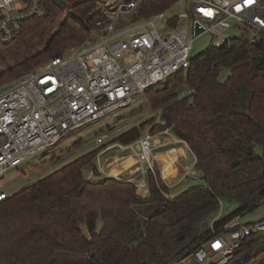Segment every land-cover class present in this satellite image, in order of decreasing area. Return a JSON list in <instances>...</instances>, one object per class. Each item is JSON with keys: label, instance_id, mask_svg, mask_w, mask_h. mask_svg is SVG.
Wrapping results in <instances>:
<instances>
[{"label": "trees", "instance_id": "16d2710c", "mask_svg": "<svg viewBox=\"0 0 264 264\" xmlns=\"http://www.w3.org/2000/svg\"><path fill=\"white\" fill-rule=\"evenodd\" d=\"M40 1L46 14L23 21L18 34L0 45V79L60 55L104 17L100 0ZM175 1L141 0L133 15L148 16ZM64 8L79 15L64 19ZM48 32L53 36L44 41ZM259 40L232 37L222 46L202 49L192 54L186 69L142 91L150 108H161L166 125L155 122L158 131L170 128L187 142L202 185L168 196L154 163L152 171L146 170L149 192L143 196L132 182L99 173L93 165L99 151L112 141L126 144L142 135L140 125L129 126L0 201V264H177L188 257L189 264H200L192 251L207 239L218 199L237 203L231 213L236 214L251 211L264 195V36ZM223 67L229 74L222 80ZM181 73L184 77L172 83ZM184 83L192 91L182 95ZM257 145L262 155L255 152ZM244 157L250 166L259 164L248 178L235 169ZM85 166L94 177L82 173ZM138 205L152 211L132 245L140 229L134 217ZM161 215L177 216L164 222ZM263 238L246 239L236 251L234 259L244 252L237 264H264Z\"/></svg>", "mask_w": 264, "mask_h": 264}, {"label": "built area", "instance_id": "2783aa9c", "mask_svg": "<svg viewBox=\"0 0 264 264\" xmlns=\"http://www.w3.org/2000/svg\"><path fill=\"white\" fill-rule=\"evenodd\" d=\"M139 1L102 0L104 17L95 22L91 37L0 90V176L55 144L71 128L103 116L113 118L115 112L131 105L137 94L186 69L194 40L200 34H209V43L203 49L222 46L232 37L258 43L264 36V0H176L158 12L135 17L133 10ZM174 8L178 11L170 14ZM45 11L40 0H0V45L18 34L23 21L42 16ZM168 14L166 22L171 27L162 35L155 23ZM232 27L244 34L229 36L227 31ZM125 55L134 60L121 62L119 58ZM191 91L185 88L182 95ZM155 112V122L166 125L160 117L161 108ZM126 128L127 124L116 127L96 136L95 141L104 143ZM168 130L145 132L126 144L112 141L96 154L95 168L103 173L100 156L107 149L130 150L136 157L135 175L123 179L145 196L140 184L155 163L154 137L164 133L172 140H182ZM107 175L118 178L116 174ZM8 195L0 190V201ZM218 203L220 211V198ZM258 203L260 217L252 221L242 220L243 213L238 212L225 216L218 226L220 212L213 217L207 239L192 251L195 260L200 264H226L246 239L264 235V195Z\"/></svg>", "mask_w": 264, "mask_h": 264}, {"label": "rangeland", "instance_id": "374dc122", "mask_svg": "<svg viewBox=\"0 0 264 264\" xmlns=\"http://www.w3.org/2000/svg\"><path fill=\"white\" fill-rule=\"evenodd\" d=\"M69 0H66L68 2ZM102 3V0H100V4ZM102 5V4H101ZM178 11L177 8H174L173 11L170 14H174ZM64 12V19H66L68 16H77L79 15L78 12H75L72 9L64 8L62 10ZM170 16L169 14L166 16V18L159 20L155 23L157 26L159 32L162 35L166 34L167 30H170V27L166 19ZM78 19V18H76ZM79 25H90L89 22L84 20H78ZM91 26V25H90ZM92 28V26L90 27ZM92 30V29H91ZM91 30L89 29L88 33L85 35V37L80 40L79 42L72 43L69 45H66L62 51L61 54H65L69 51L70 48L79 45L82 41H84L86 38L91 37ZM228 35H240L244 34L241 31H238L236 28L232 27L230 30L227 31ZM53 33H49L45 36L44 41L48 37H52ZM209 34L208 33H202L200 34L194 41V47L192 54L199 53L200 50L206 47V45L209 43ZM43 41V42H44ZM50 58H41L37 65H41L45 63V61L49 60ZM121 62H128L133 61L134 58L131 55H125L121 58H119ZM36 65V67H37ZM30 71V70H28ZM26 71V72H28ZM26 72H23L21 74H24ZM220 79H224L229 74V69L226 67H223L220 69ZM178 77L177 79L171 81L172 83H175L178 79L181 77H184V74ZM21 75L17 76H11L7 77L5 79H0V90L5 89L7 85L12 83L15 78L19 77ZM162 85V84H161ZM186 88L185 83L181 85V90L184 92ZM148 94H146L147 96ZM156 109L150 108L149 101L144 97V93L140 92L136 95L135 101L123 109L119 110V112H115L112 117L109 116H103L101 119L92 120L87 122L86 124L71 128L63 137L59 138L55 144L51 145L44 151H41L38 155H36L34 158H31L30 160L23 162V164L19 165L18 167H11L8 168L1 176H0V190H4L5 192L12 194L16 189H19L21 187H24V185H27L36 179L40 178V176L47 174L51 172L52 170L56 169L57 167L61 166L64 163H67L69 161H72L75 157H78L82 154H84L88 149H92L95 146H98L99 144L97 141H95L96 136L104 134L106 131L114 130L116 127L119 128L120 126H124L127 124V127L134 126V125H140L141 126V132L142 134L145 132H156V130H159V127L156 126L155 119L154 121H151L152 115L156 114ZM124 124V125H123ZM110 128V130H109ZM225 130V129H224ZM170 135V134H169ZM168 134H164V137L160 136L162 139H172L171 136ZM108 140V139H107ZM108 142V141H107ZM127 150V149H126ZM254 150L256 153L261 154L262 148L260 146H255ZM111 148L104 151V153L100 156L103 173H101L103 176L106 174H112L116 173L119 169H121L124 164L118 165L116 167H112V157H108L109 153H111ZM157 149H152L153 152H156ZM108 157V158H107ZM107 158V159H106ZM93 165H96V158L93 161ZM239 167H236L235 169H238L243 173V177H251V175H254L259 170V164L250 166L246 162V157L242 158L240 160ZM112 168L111 172L110 169ZM234 169V170H235ZM91 168L89 166H85L82 168V173L88 178L94 177V174L90 173ZM90 173V174H89ZM113 175V174H112ZM98 178V177H95ZM188 180H190L192 183H195L193 185H202L203 179H201V172L198 173L196 176L190 175L188 176ZM183 184L180 185V187ZM167 193V192H166ZM168 195V193H167ZM223 206L222 209L219 211V208L215 211L214 217L219 215L223 217L227 214H231L236 210L238 207L237 203H231L228 200L222 198L221 199ZM141 205H138L134 211V217L138 224H140L139 232L133 236V238L130 240V244L134 245L139 240V238L143 234V221L144 219L151 214L152 210H146V208L142 209ZM261 212V206L257 205L254 208H252L251 211L245 212L241 215V219L244 221H252L256 219ZM177 215H161V221L164 222H171ZM97 227H101V220L100 218H97L96 220ZM84 229V228H83ZM262 243H264V238ZM244 252L242 251L239 253L235 259H232L229 264H237V262L242 260ZM192 262V259L188 257V259H183L177 264H189ZM226 263V264H228ZM61 264V262H60Z\"/></svg>", "mask_w": 264, "mask_h": 264}, {"label": "crops", "instance_id": "0c3cea01", "mask_svg": "<svg viewBox=\"0 0 264 264\" xmlns=\"http://www.w3.org/2000/svg\"><path fill=\"white\" fill-rule=\"evenodd\" d=\"M168 131L176 137L170 128ZM160 136L166 138L164 133H158L154 137L155 145L153 149H157V151L153 152L152 155L155 158L161 180L167 188L168 196L177 195L185 191L187 187L195 184L188 180V176H196L200 171L195 168V155L191 152L186 141L162 139ZM111 150L113 151L109 153L108 157H112V167L124 164L121 169L112 174H116L120 180L121 178L135 175L133 167L136 162V157H134L131 151L117 147H111ZM141 184H143L141 187L142 193L148 194L149 189L145 178L143 182L141 181ZM181 184L183 185L180 187Z\"/></svg>", "mask_w": 264, "mask_h": 264}, {"label": "water", "instance_id": "95a60500", "mask_svg": "<svg viewBox=\"0 0 264 264\" xmlns=\"http://www.w3.org/2000/svg\"><path fill=\"white\" fill-rule=\"evenodd\" d=\"M198 30H200V29H197L196 31H198ZM95 181H97L98 180V178H95L94 179ZM183 237L182 236H180V239H182Z\"/></svg>", "mask_w": 264, "mask_h": 264}, {"label": "bare ground", "instance_id": "6f19581e", "mask_svg": "<svg viewBox=\"0 0 264 264\" xmlns=\"http://www.w3.org/2000/svg\"><path fill=\"white\" fill-rule=\"evenodd\" d=\"M112 168L110 169V172H111ZM143 184L140 185V188L142 187Z\"/></svg>", "mask_w": 264, "mask_h": 264}]
</instances>
